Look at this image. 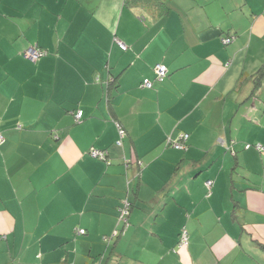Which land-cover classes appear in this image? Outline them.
<instances>
[{"label":"crops","instance_id":"obj_1","mask_svg":"<svg viewBox=\"0 0 264 264\" xmlns=\"http://www.w3.org/2000/svg\"><path fill=\"white\" fill-rule=\"evenodd\" d=\"M262 64L264 0H0V264H264Z\"/></svg>","mask_w":264,"mask_h":264},{"label":"built area","instance_id":"obj_2","mask_svg":"<svg viewBox=\"0 0 264 264\" xmlns=\"http://www.w3.org/2000/svg\"><path fill=\"white\" fill-rule=\"evenodd\" d=\"M225 44H229L231 42V38L225 39L222 41ZM45 54L44 51L40 50L37 47H30L27 49L25 57L31 61V62H36L38 61L43 55ZM154 74H155V80L158 82L163 81V79L166 77L167 74V69L163 65H157L154 68ZM142 86L146 89H151L152 88V83L148 79H144L142 82ZM82 118V112L77 111L76 112V122H79ZM120 130V129H119ZM119 134L121 137H124V131L120 130ZM187 135H181L180 140L173 143L172 146L173 148L177 150H183L185 148V145L183 142L187 140ZM3 140V137L0 135V142ZM250 145H246L245 148L248 149ZM256 148H260L259 145L256 146ZM89 155L94 158V159H100L104 160L106 154L103 151H97V150H90ZM212 186V182L208 181L206 184L207 189L209 190L210 187ZM129 211H130V203L126 200H124L119 208V213L117 215V224L120 230H124L128 227V216H129ZM85 232L83 230H79L78 234L83 235ZM117 235L116 231L113 233V236ZM186 232H182V236L180 239V246H184L186 244Z\"/></svg>","mask_w":264,"mask_h":264},{"label":"trees","instance_id":"obj_3","mask_svg":"<svg viewBox=\"0 0 264 264\" xmlns=\"http://www.w3.org/2000/svg\"><path fill=\"white\" fill-rule=\"evenodd\" d=\"M229 38H231L232 39V41L234 40L232 37H227V38H224L223 40H225V39H229ZM232 41H231V43H232ZM225 44V43H224ZM225 45H228V44H225ZM167 74H168V71H167ZM167 74H166V77H167ZM165 77V78H166ZM245 77H248L251 81H252V85H253V93L255 94V93H257L258 91H260L261 89H263L264 88V64H262L260 67H259V69L253 74V75H251V76H246L245 75ZM164 78V79H165ZM242 78H244V76H241L240 77V80L239 81H241L242 80ZM163 79V80H164ZM151 81V80H150ZM114 82V79H112V81H111V83H108V87L112 84ZM143 82V81H142ZM152 83V82H151ZM141 87L142 88H144L143 86H142V83H141ZM153 88V87H152ZM119 127V126H118ZM120 130H122L121 128H119ZM124 131V130H123ZM125 134V133H124ZM188 138V137H187ZM175 149V148H174ZM257 150H259V151H261V149L260 148H258ZM131 205V204H130ZM131 208H132V206H131ZM129 226V225H128ZM128 228V227H127ZM127 228L126 229H124V230H120V229H118L117 231H116V233H117V235H115L114 237L116 238V237H118L120 234H122L125 230H127ZM84 235V234H83Z\"/></svg>","mask_w":264,"mask_h":264},{"label":"rangeland","instance_id":"obj_4","mask_svg":"<svg viewBox=\"0 0 264 264\" xmlns=\"http://www.w3.org/2000/svg\"><path fill=\"white\" fill-rule=\"evenodd\" d=\"M231 41H232V39H231ZM230 43H231V42H230ZM230 43H229V44H230ZM257 144H258V143H257ZM255 145H256V144H255ZM256 146H258V145H256ZM208 181H209V180H208ZM208 181L205 182V186H206V184H207ZM111 238H115V237L112 235Z\"/></svg>","mask_w":264,"mask_h":264},{"label":"clouds","instance_id":"obj_5","mask_svg":"<svg viewBox=\"0 0 264 264\" xmlns=\"http://www.w3.org/2000/svg\"><path fill=\"white\" fill-rule=\"evenodd\" d=\"M130 211H131V205H130ZM130 211H129V215H130ZM128 218H129V216H128ZM128 225H129V223H128ZM114 233V232H113Z\"/></svg>","mask_w":264,"mask_h":264},{"label":"bare ground","instance_id":"obj_6","mask_svg":"<svg viewBox=\"0 0 264 264\" xmlns=\"http://www.w3.org/2000/svg\"><path fill=\"white\" fill-rule=\"evenodd\" d=\"M150 81V80H149ZM151 82V81H150Z\"/></svg>","mask_w":264,"mask_h":264}]
</instances>
